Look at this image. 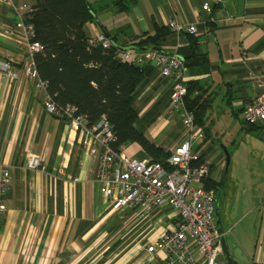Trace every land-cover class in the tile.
<instances>
[{
    "label": "crops",
    "instance_id": "1",
    "mask_svg": "<svg viewBox=\"0 0 264 264\" xmlns=\"http://www.w3.org/2000/svg\"><path fill=\"white\" fill-rule=\"evenodd\" d=\"M11 2L32 6L36 0H0V167L11 176L3 199L6 212L0 220V264H89L97 241L116 226L114 211L94 180L99 158L81 145L75 128L45 112L44 94L22 74L26 55L4 33L15 21ZM206 2L210 12L202 9ZM93 11L96 19L83 27L86 36L102 33L119 49L133 47L134 38L151 31L152 20L163 26L169 21L194 24L195 34L169 29L158 49L177 53L184 63L185 83L198 81L210 94L211 107L216 94H221L225 105L242 112L260 92L255 80H264V0H102ZM191 42L207 57L205 65L190 66L184 59ZM179 43L183 45L176 48ZM7 53L12 56V70L18 73L16 79L3 70ZM142 67L143 78L133 100L135 126L139 123L137 129L168 153L185 139L180 118L169 112L172 80L153 66ZM260 130L264 133V127ZM203 132L201 153L204 159L216 160L211 178L217 186L220 225L225 236L235 225L233 238L240 246L233 261L264 264V183L247 186L226 167L222 173V156L212 150L207 157L211 150L205 153L206 128ZM122 148L129 157L149 159L137 143ZM32 157L38 161L34 169L26 166ZM125 213L132 219L121 233L125 246L100 264H163V254L148 253L146 247L178 215L167 207L144 219H137L132 211Z\"/></svg>",
    "mask_w": 264,
    "mask_h": 264
},
{
    "label": "built area",
    "instance_id": "2",
    "mask_svg": "<svg viewBox=\"0 0 264 264\" xmlns=\"http://www.w3.org/2000/svg\"><path fill=\"white\" fill-rule=\"evenodd\" d=\"M213 1L218 3L221 0ZM11 6L15 21L4 33L26 55L21 72L36 91L44 94L42 106L45 112L63 118L81 134L80 143L85 150L92 156H98L94 180L109 208L114 212L132 211L137 219H144L154 211L167 207L178 215V219L147 246L146 251L161 252L163 264H223L220 238L225 232H221L216 223L217 187L212 186L215 184L211 178L213 163L204 159L201 153L204 132L195 124L185 104L187 90L182 59L174 51L169 53L153 48L117 50L115 56L120 62L137 67L148 64L156 68L161 76L172 80L169 112L180 118L185 130V139L168 151L164 161L132 158L124 153L122 146L118 150L113 147L116 136L104 117L88 126L86 118L78 115L74 107H59L53 102L46 93V82L39 78L35 70L33 56L43 47L33 40V25L25 20L24 14L32 11L31 6L12 2ZM202 9L210 12L211 7L206 2ZM166 27L178 34L196 32L194 24L169 21ZM88 39L93 46L104 49L111 46L110 40L102 33ZM182 45L179 43L176 48ZM11 62V54H5L3 70L7 77L16 79L18 73L12 70ZM255 83L260 92L242 109L247 125L264 123V80L256 79ZM26 166L36 168L37 159L30 158ZM10 183L9 170L0 167V220L6 212L3 199Z\"/></svg>",
    "mask_w": 264,
    "mask_h": 264
},
{
    "label": "trees",
    "instance_id": "3",
    "mask_svg": "<svg viewBox=\"0 0 264 264\" xmlns=\"http://www.w3.org/2000/svg\"><path fill=\"white\" fill-rule=\"evenodd\" d=\"M31 9L24 14L25 20L33 25V40L43 47L33 56L35 70L46 82V93L53 102L59 107H74L78 115L86 118L88 126L104 117L116 136L115 149L137 143L149 159L164 161L168 153L135 126L134 92L143 78V67L120 62L115 56L119 48L112 43L107 49L89 43L83 27L96 19L91 4L87 0H36ZM151 25V31L134 38L131 46L139 50L159 47L170 34L166 26L153 20ZM190 46L189 55L184 58L188 65H205L207 57L197 52L195 43ZM185 85L186 107L195 124L203 127L211 107L210 94L198 81ZM246 126L253 131L263 128L264 123Z\"/></svg>",
    "mask_w": 264,
    "mask_h": 264
},
{
    "label": "rangeland",
    "instance_id": "4",
    "mask_svg": "<svg viewBox=\"0 0 264 264\" xmlns=\"http://www.w3.org/2000/svg\"><path fill=\"white\" fill-rule=\"evenodd\" d=\"M87 1L92 5L93 10L94 8L98 10L99 2L102 0ZM26 4L31 5L28 2ZM204 123V127L208 133V142L205 144L207 150L205 153L211 150L207 154V157L210 158L213 153L212 150L219 152L223 159L221 172L223 173L225 168V156L222 151V148H225L229 155L227 173L231 172L240 184L243 183L247 186L264 183V133L260 129L248 131L242 112L237 109L233 111L225 105L221 101V94H216ZM137 128H140L139 123ZM202 148L204 147L202 146ZM215 161L213 160L212 163H215ZM125 211L113 212L112 216L116 226L112 232L107 230L110 234L106 233L103 238L97 241L95 251L93 250V254L89 255V264L95 258L97 259L93 264L104 263V260L116 248L120 249L125 246L121 233L129 225L128 223L132 222V219H128ZM234 227L235 225L232 227L233 230ZM233 230L229 234H226L225 237L230 256L235 259V252L239 250L240 246L233 238ZM222 262H225L224 259Z\"/></svg>",
    "mask_w": 264,
    "mask_h": 264
},
{
    "label": "water",
    "instance_id": "5",
    "mask_svg": "<svg viewBox=\"0 0 264 264\" xmlns=\"http://www.w3.org/2000/svg\"><path fill=\"white\" fill-rule=\"evenodd\" d=\"M130 47H126V48H122V49H128ZM153 49H158V47H154ZM223 154L225 156V167L227 168L228 164H229V155L227 153V151L225 150V148H222ZM215 216H216V223L218 225V228L221 232H223L221 225H220V218H219V212H218V208L215 209ZM220 245H221V250H222V255L224 258V261L227 264H234L233 259L230 256V253L228 251V245H227V241H226V237L225 235H222L220 238Z\"/></svg>",
    "mask_w": 264,
    "mask_h": 264
}]
</instances>
